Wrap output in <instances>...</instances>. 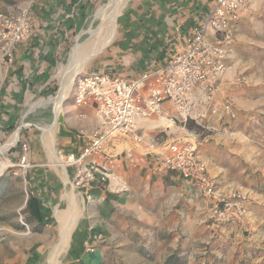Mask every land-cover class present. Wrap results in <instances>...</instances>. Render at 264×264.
I'll use <instances>...</instances> for the list:
<instances>
[{"label": "crops", "instance_id": "1", "mask_svg": "<svg viewBox=\"0 0 264 264\" xmlns=\"http://www.w3.org/2000/svg\"><path fill=\"white\" fill-rule=\"evenodd\" d=\"M105 1L109 2L34 0L30 10L33 33L28 40L16 43L13 62L6 67L7 78L0 95V112L5 121L12 120L21 106L22 97L31 95L34 87L45 78L48 80L51 69L62 53L67 32L77 30L90 14H95L94 8L98 9ZM214 2L127 0L117 29L95 54L98 55L91 72L99 68L102 73L127 79L152 72L185 47L191 26L207 15ZM233 34L234 52L227 60L228 67L218 77L216 100L223 103L230 99L236 112L238 108L247 111L257 104L254 98L260 90H264V0L255 1L251 7L239 12ZM257 101L259 105L264 103L259 99ZM60 114L61 120L57 121L56 118L55 122L59 139L56 151L61 158L78 155L91 143V135L100 127V119L92 104L74 103L72 90L63 101ZM224 114V110L212 114V123H223L220 118H225ZM189 130L192 129L187 127L176 107L166 100L162 103L160 114L137 120V132L144 136L142 143L135 142L128 135L108 138L100 152L86 156L85 166L92 161L104 164L111 169L112 185L121 184L125 188L120 191L113 188L101 190L96 185H90L94 192L90 209L96 211L98 216L102 214L103 218L111 220L122 218L120 213L123 210L130 212L135 209L138 214L146 207L159 212L164 218L161 222L166 230L194 232L198 229L196 222L205 218L215 199L203 195L195 184L184 180L177 172L154 169L157 155L164 151L165 143L184 138ZM222 139L227 144L226 140H232V137L211 133L200 138L198 153L206 162L209 175L215 179L218 191L226 194L228 190L225 185L234 157L233 153L225 154L219 148L218 143ZM152 140L157 143L151 145ZM39 170L42 178L49 176L51 182L60 185L59 173L46 171L45 168L32 171L29 177L36 178ZM68 170L72 176L73 170ZM46 201L53 204L49 198ZM41 208L43 215L42 205ZM170 217H176V222H169ZM226 227L228 232L234 229L232 224ZM238 243L235 249L244 252L246 243L243 239Z\"/></svg>", "mask_w": 264, "mask_h": 264}, {"label": "rangeland", "instance_id": "2", "mask_svg": "<svg viewBox=\"0 0 264 264\" xmlns=\"http://www.w3.org/2000/svg\"><path fill=\"white\" fill-rule=\"evenodd\" d=\"M107 3L105 1L99 8L105 7ZM33 4L34 0H0V11L13 16L24 15L28 20L30 33L24 40H28L33 33L30 19ZM124 6L116 17L115 29L123 17ZM96 9L94 8L93 12ZM95 14H90L86 22L83 21L78 25L77 30L67 32L62 53L51 69L48 80L45 78L42 83L34 87L31 95L22 97L21 106L14 113L12 120L5 121L0 112V145L5 144L9 136L17 130L16 128L23 124V115L29 104L54 96L61 89L66 75L60 74V65L66 62L67 56L75 47V37L77 43L81 29L95 18ZM105 42L106 39L100 42L78 75L93 70L92 65L95 64L98 55L95 54L105 46ZM5 52V42L0 38L2 71L0 95L7 78L6 67L13 62L14 57L13 49L11 62L8 61ZM73 69L75 68L72 67ZM93 72L103 71L98 68ZM257 98L264 101L263 89L254 98V103L257 104L247 111L238 108L235 118L229 120L227 118L230 132L221 133L222 136L232 137V140H226L227 144H225L222 139L218 147L225 151V154L233 153L234 157L225 185L228 190L226 194L218 191L215 179L208 173L216 185L215 197H213L215 203L221 196L231 200L240 199L242 212L222 221L213 215L211 206L206 211L205 218L199 223L196 222L199 228L194 232L164 229V224L161 222L164 218L156 209H146V207L138 214L135 209L129 210L130 212L123 210L120 213L122 218L118 217V219L108 220L103 218L102 214L98 216L96 211L90 209V201L94 199L92 195L94 192L90 187L96 185L97 189L107 188L102 183L87 184L84 179L76 183L84 175L85 167L90 165L85 166L86 157L78 162L69 160V155L62 157L64 162L68 161L64 169L60 166L56 168L52 164L53 161L44 147V129L40 128L36 121L50 117L49 123H51L54 119L55 104L48 103L42 109L35 111L30 118L33 121L29 120L27 125L24 124L25 126L19 128L17 140L0 155V160L9 164L0 174V264L45 262L59 233L56 210L63 203V198L60 197L64 193L62 172L67 175L82 208L72 232V239L60 264H165L169 258H172L171 262L174 264H264V103L259 105ZM1 100L0 98V102ZM56 118L57 121L61 120L62 114L59 112ZM189 128L199 130L195 125ZM57 131L56 128L55 133L54 129L56 149L59 146ZM209 134L211 132L202 133L201 138ZM23 144L26 145V150L23 149ZM81 154L75 155L74 159L79 158ZM23 156L24 161H22ZM38 168L59 173L60 185L51 182L49 176L42 178L43 176L39 174L40 170L36 178L29 177L31 172ZM68 169L73 170L72 176ZM109 170L111 172V169ZM30 193L41 200L42 224L31 218L26 209V201ZM48 198L53 204L46 201ZM55 205H57L56 209H53ZM233 208L235 209V206ZM175 220L176 217L168 219L169 222H176ZM228 224L234 225V229L230 232L226 229ZM241 239L246 243L243 246L245 251L242 253L239 249H235Z\"/></svg>", "mask_w": 264, "mask_h": 264}, {"label": "built area", "instance_id": "3", "mask_svg": "<svg viewBox=\"0 0 264 264\" xmlns=\"http://www.w3.org/2000/svg\"><path fill=\"white\" fill-rule=\"evenodd\" d=\"M255 1L258 0H215L207 15L191 26L185 47L152 72L134 79L98 72L79 74L72 87L74 103L92 104L100 127L92 133L91 143L79 158L74 159L71 154L69 160L78 162L100 152L108 138L115 135H128L142 143L144 136L137 132V120L160 114L162 103L168 100L184 122L192 121L199 130H189L184 138L165 143L154 169L177 172L205 195L215 197V182L198 153L199 139L206 132H230L227 121L236 117V110L232 100L223 103L216 100L218 77L228 67L227 60L234 52L233 31L238 14ZM29 33L30 25L24 15L13 16L0 11V38L5 42L8 61H12L14 45L26 39ZM219 110H224L225 118H220L223 123L216 125L211 115ZM156 143V140L150 142L151 145ZM23 149L26 150L25 144ZM24 159L23 156L22 161ZM83 179L87 184L102 183L115 191L125 188L121 184L112 185L109 168L94 161L85 167L84 175L76 183ZM241 203L240 199L221 196L211 207L213 215L222 221L231 219L230 216L241 214Z\"/></svg>", "mask_w": 264, "mask_h": 264}, {"label": "bare ground", "instance_id": "4", "mask_svg": "<svg viewBox=\"0 0 264 264\" xmlns=\"http://www.w3.org/2000/svg\"><path fill=\"white\" fill-rule=\"evenodd\" d=\"M126 1L127 0H109L105 7L98 8V10L94 12L96 13L95 18L92 21L87 22L81 29L77 43L75 37V47L71 50L65 62L67 66H65V63L60 65V74L64 73V75H66L62 82L61 89L54 96H50L47 99H40L32 104H29L28 108L24 112L22 123L27 125L28 122L33 121L32 119L30 120V118L35 111L42 109L48 103L55 104L53 112L54 119L51 123H49L50 117L46 120L36 121V124H39L40 128L44 129L45 148L50 159L53 161L52 164L55 167L60 166L64 169L66 164V162H64L58 155L55 148L54 125L56 117L61 110L63 101L72 90L75 76L83 69L84 63L94 54L97 47L100 45V42L104 39L107 41L115 32L116 17L120 14ZM72 67L75 69L72 70ZM0 74H2L1 68ZM17 138L18 134L15 131L9 136L5 144L0 145V155L4 154L6 150L14 144ZM8 166V162L0 160V174ZM61 175L63 176L64 181V193L60 196L63 198V203L59 205L56 210V218L59 224L58 238L55 244L51 247V250L47 254L43 264H60L66 254L70 240L72 239V232L76 227L79 213L82 208V205L78 202L77 197H75L72 185H70L71 183L69 182L67 175L64 172H62Z\"/></svg>", "mask_w": 264, "mask_h": 264}, {"label": "trees", "instance_id": "5", "mask_svg": "<svg viewBox=\"0 0 264 264\" xmlns=\"http://www.w3.org/2000/svg\"><path fill=\"white\" fill-rule=\"evenodd\" d=\"M186 125L187 127H191L194 124L193 122L187 121ZM26 209L31 218L36 220L38 223L42 224L41 223L43 221L42 208L40 205L39 198L36 195L32 193L29 194L26 201ZM171 259L172 258H169L165 264H174L173 262H171Z\"/></svg>", "mask_w": 264, "mask_h": 264}, {"label": "water", "instance_id": "6", "mask_svg": "<svg viewBox=\"0 0 264 264\" xmlns=\"http://www.w3.org/2000/svg\"><path fill=\"white\" fill-rule=\"evenodd\" d=\"M78 75V74H77ZM22 126H25L24 124H20L19 126H18V128H17V130H16V132H17V134H18V130H19V128H21Z\"/></svg>", "mask_w": 264, "mask_h": 264}]
</instances>
